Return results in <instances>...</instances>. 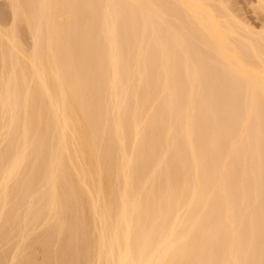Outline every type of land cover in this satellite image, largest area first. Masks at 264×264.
Returning a JSON list of instances; mask_svg holds the SVG:
<instances>
[{"label": "bare ground", "instance_id": "bare-ground-1", "mask_svg": "<svg viewBox=\"0 0 264 264\" xmlns=\"http://www.w3.org/2000/svg\"><path fill=\"white\" fill-rule=\"evenodd\" d=\"M233 1H0V264H264V23Z\"/></svg>", "mask_w": 264, "mask_h": 264}, {"label": "rangeland", "instance_id": "rangeland-1", "mask_svg": "<svg viewBox=\"0 0 264 264\" xmlns=\"http://www.w3.org/2000/svg\"><path fill=\"white\" fill-rule=\"evenodd\" d=\"M1 1V0H0ZM233 1V0H232ZM236 1V2H235ZM233 1V6H235L234 10L236 11L237 8V12L236 15L241 16L240 18L246 20L245 22L251 24V26L255 27L256 29L261 28L263 25V21H264V15L261 11H259L260 9L257 8V0H235ZM256 5V6H255ZM256 7V8H255ZM258 9V10H256ZM242 19V20H243Z\"/></svg>", "mask_w": 264, "mask_h": 264}]
</instances>
